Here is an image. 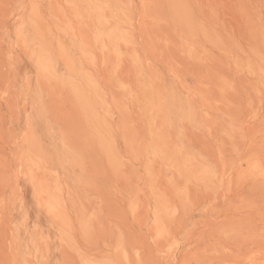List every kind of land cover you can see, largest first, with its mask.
<instances>
[{"label": "rangeland", "instance_id": "rangeland-1", "mask_svg": "<svg viewBox=\"0 0 264 264\" xmlns=\"http://www.w3.org/2000/svg\"><path fill=\"white\" fill-rule=\"evenodd\" d=\"M0 264H264V0H0Z\"/></svg>", "mask_w": 264, "mask_h": 264}]
</instances>
